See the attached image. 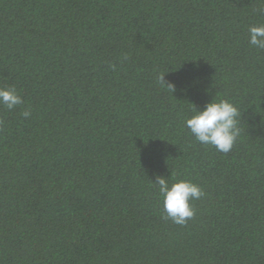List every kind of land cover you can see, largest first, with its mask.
<instances>
[{
  "label": "trees",
  "instance_id": "1",
  "mask_svg": "<svg viewBox=\"0 0 264 264\" xmlns=\"http://www.w3.org/2000/svg\"><path fill=\"white\" fill-rule=\"evenodd\" d=\"M262 23L264 0H0L23 99L0 105V264H264ZM212 98L240 111L227 153L184 123ZM171 173L205 193L185 225Z\"/></svg>",
  "mask_w": 264,
  "mask_h": 264
},
{
  "label": "clouds",
  "instance_id": "2",
  "mask_svg": "<svg viewBox=\"0 0 264 264\" xmlns=\"http://www.w3.org/2000/svg\"><path fill=\"white\" fill-rule=\"evenodd\" d=\"M248 43L257 49H264V23L249 26ZM124 58L127 59L126 56ZM157 80L172 93L175 91V85L167 83L164 74L159 75ZM22 103L23 99L14 87L0 86V105L12 109ZM22 115L28 117L31 113L25 110ZM239 118L240 111L233 102L212 98L202 109L195 107L184 123L198 142L227 153L240 135ZM153 186L162 200L164 218L179 225H185L195 214L190 201L205 194L198 184L187 179H176L173 173L167 177L157 174Z\"/></svg>",
  "mask_w": 264,
  "mask_h": 264
}]
</instances>
